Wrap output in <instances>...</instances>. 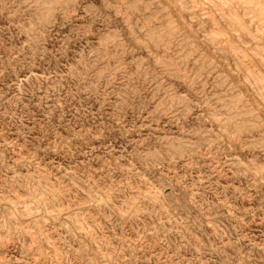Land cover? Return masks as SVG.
<instances>
[{
  "label": "rangeland",
  "instance_id": "rangeland-1",
  "mask_svg": "<svg viewBox=\"0 0 264 264\" xmlns=\"http://www.w3.org/2000/svg\"><path fill=\"white\" fill-rule=\"evenodd\" d=\"M0 264H264V0H0Z\"/></svg>",
  "mask_w": 264,
  "mask_h": 264
}]
</instances>
